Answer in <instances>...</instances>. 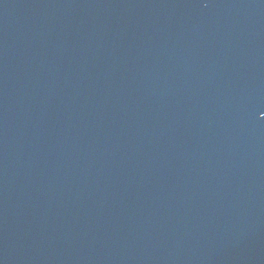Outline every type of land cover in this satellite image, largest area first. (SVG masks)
<instances>
[{
  "label": "water",
  "instance_id": "water-1",
  "mask_svg": "<svg viewBox=\"0 0 264 264\" xmlns=\"http://www.w3.org/2000/svg\"><path fill=\"white\" fill-rule=\"evenodd\" d=\"M0 264H264V0H0Z\"/></svg>",
  "mask_w": 264,
  "mask_h": 264
}]
</instances>
